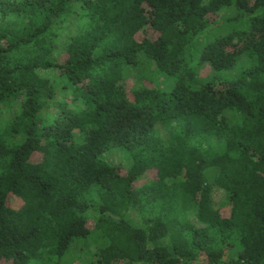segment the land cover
I'll use <instances>...</instances> for the list:
<instances>
[{
    "label": "trees",
    "instance_id": "obj_1",
    "mask_svg": "<svg viewBox=\"0 0 264 264\" xmlns=\"http://www.w3.org/2000/svg\"><path fill=\"white\" fill-rule=\"evenodd\" d=\"M75 262L264 264V0H0V264Z\"/></svg>",
    "mask_w": 264,
    "mask_h": 264
},
{
    "label": "rangeland",
    "instance_id": "obj_2",
    "mask_svg": "<svg viewBox=\"0 0 264 264\" xmlns=\"http://www.w3.org/2000/svg\"><path fill=\"white\" fill-rule=\"evenodd\" d=\"M210 0H206V2H208ZM218 23L221 21V18L219 17L217 19ZM143 34L139 36V38H142ZM246 62L243 61L241 64V67L245 64ZM209 72V69L206 68L204 70L203 75L206 76V74ZM104 158L106 160H108L111 164H113L114 166L118 167L119 169H121L122 171H126V169H128L129 167H131V161L130 158L128 156V154L120 149H112L110 152H108L106 155H104ZM156 177V173L154 171H150L144 178L142 181L138 182L137 187H142L146 184H148L151 180H154ZM213 199H214V203L215 206L217 208L221 209V212H223L224 214H227L229 211V207H224L225 204V199H226V194L218 189L217 187H215V190L213 192ZM10 204L15 207V208H20L22 207L23 203L21 201H19L18 199L15 198H11L10 199ZM224 208H223V207ZM74 264H80L79 262H75Z\"/></svg>",
    "mask_w": 264,
    "mask_h": 264
}]
</instances>
